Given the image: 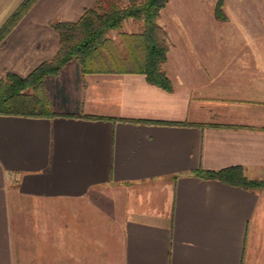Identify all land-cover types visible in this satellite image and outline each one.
I'll use <instances>...</instances> for the list:
<instances>
[{
	"label": "crops",
	"instance_id": "0c3cea01",
	"mask_svg": "<svg viewBox=\"0 0 264 264\" xmlns=\"http://www.w3.org/2000/svg\"><path fill=\"white\" fill-rule=\"evenodd\" d=\"M23 1L0 0V28ZM99 1L37 0L0 45V81L52 59V22ZM216 2L160 12L172 91L78 62L45 79L54 116L0 114V264H264V188L198 175L264 180V23L218 20Z\"/></svg>",
	"mask_w": 264,
	"mask_h": 264
},
{
	"label": "trees",
	"instance_id": "16d2710c",
	"mask_svg": "<svg viewBox=\"0 0 264 264\" xmlns=\"http://www.w3.org/2000/svg\"><path fill=\"white\" fill-rule=\"evenodd\" d=\"M37 0H24L0 28V45L27 14ZM169 0H130L126 5L118 0H100L85 11L76 22H52L59 34V50L50 60L41 63L29 75L7 72L0 81V114L23 116H54L45 89V79L58 75L71 61L80 63L87 73H138L147 81L166 91L173 84L164 70L170 48L166 31L158 24L161 10ZM225 0H217L215 17L227 20ZM132 17L142 22L136 32H120L118 41L109 31L122 28ZM95 117V116H93ZM142 123H166L154 120H134ZM198 175L218 179L232 185L264 188V180L249 179L243 168L229 167L219 171L200 170Z\"/></svg>",
	"mask_w": 264,
	"mask_h": 264
},
{
	"label": "rangeland",
	"instance_id": "374dc122",
	"mask_svg": "<svg viewBox=\"0 0 264 264\" xmlns=\"http://www.w3.org/2000/svg\"><path fill=\"white\" fill-rule=\"evenodd\" d=\"M227 2L229 3L228 8L226 10L224 8L225 13L227 15V19L257 20V21H261L262 23H264V0H228ZM128 21H136V23H138V27H133V24L131 26H128ZM141 28H142V22L137 21L132 17H129L123 21L122 28L118 30H112V31L110 30L108 33V36L112 38L114 41H118L120 32L131 33V32L140 31ZM78 62L79 61L77 60H73L71 61V63L69 62L70 64L68 63L61 70L60 74L65 73L67 76L71 75V72L79 69L80 66ZM87 74H99V73H87ZM106 74H109V73H106ZM52 76H55V75H52Z\"/></svg>",
	"mask_w": 264,
	"mask_h": 264
}]
</instances>
